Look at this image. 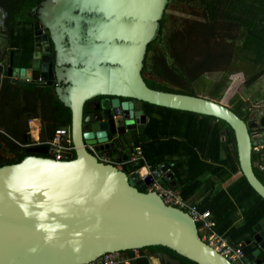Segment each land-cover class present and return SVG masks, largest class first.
<instances>
[{"label": "water", "instance_id": "obj_1", "mask_svg": "<svg viewBox=\"0 0 264 264\" xmlns=\"http://www.w3.org/2000/svg\"><path fill=\"white\" fill-rule=\"evenodd\" d=\"M167 2L41 0L32 10L37 22L30 68L10 67L7 76L16 77L15 83H55L57 99L70 111L75 158L57 161L37 156L46 149L30 150L20 162L0 167V264H91L106 254L157 246L195 264H234L202 241L186 212L144 192L156 179L178 189L168 163L126 174L91 152L112 149L109 140L121 135L118 127L133 124L143 133L146 116L119 99L213 117L232 130L240 173L264 200L251 161L253 148L264 147V136L254 137L264 133L262 112L246 122L220 102L153 90L143 79L146 49L158 35ZM47 40L53 62L42 56L48 46L40 43ZM98 97L103 99L95 103L97 116L90 118V101ZM254 232L258 247L247 261L264 250V220ZM159 260L163 264L161 254Z\"/></svg>", "mask_w": 264, "mask_h": 264}, {"label": "trees", "instance_id": "obj_2", "mask_svg": "<svg viewBox=\"0 0 264 264\" xmlns=\"http://www.w3.org/2000/svg\"><path fill=\"white\" fill-rule=\"evenodd\" d=\"M173 1L180 0H168L166 9ZM40 2L41 0H0L2 15L0 22L3 25V28H0L9 34L8 45L11 47L13 66L18 65L17 61L21 59V66L31 63L34 53L32 25L36 19L32 10L38 7ZM184 2L200 8V14L203 15L205 23L203 21H196L195 25L190 22L184 23L180 26L182 30L170 32L167 40H164L163 33L167 23V16L164 13L159 23L158 35L147 46L143 62L142 76L149 88L193 96V92L186 89V83L197 73L217 71L216 67L221 63L220 58L224 59L225 66L229 68L236 65L234 61L227 59L228 57H234L241 63L254 62L250 59L251 57H255L254 60H260V53H264V32L256 33L254 36L255 32L249 26L256 24L260 16L259 11L264 15V0H186ZM245 15L247 34L240 45H236L235 37L231 33L228 35L227 31L230 24L237 27L238 19L245 18ZM217 26L225 27L226 33L220 32ZM255 37L259 40H255ZM224 38H228L229 42L233 40L232 48L229 43L226 45L223 42ZM219 39L218 43H211L212 40ZM214 47H219L217 52H213ZM230 71L233 70L228 69V72L216 84L213 90L215 98L212 99L219 96L220 90L228 82V76L237 70ZM145 74H149L151 78H147ZM154 76L163 81L154 80ZM258 76L260 72L248 78L245 81L246 85H252ZM174 83L180 85L181 90L169 87V84ZM9 88L5 97L9 95ZM32 90L36 94L40 90L41 95L38 96L44 97L52 108L55 128L67 126L70 128V111L57 99L54 87L41 89L37 85H32ZM239 102L237 107L230 110L246 120L249 118V113L241 110L244 102ZM143 104L153 110L146 112L149 120L145 127V135L137 138L135 144V147L140 148L144 161L154 167L168 161L171 172L180 186L178 189L180 196L184 200H189L197 194L202 186L200 179L204 175L216 178L221 185L228 182L225 189L219 188L213 195L209 194L200 207L195 203L196 207L200 211L210 210L211 219L215 222L214 231L218 235H225L233 246H237L245 234L251 236L254 226L264 219V200L253 191L240 173L230 127L213 117ZM157 111H162L163 114L158 116L151 114ZM9 130L14 134L17 128L15 131L13 127ZM221 138L224 140L221 141ZM6 140V146L11 152L20 150L21 152L15 159L0 160V167L16 164L30 154L29 149L20 148L7 137ZM67 158V160L75 158L74 150ZM144 161L127 164L124 170L131 173L144 166ZM251 161L254 174L264 184V172L262 173L256 166V164L264 163V148L260 153L253 151ZM238 208L243 210V222L240 226H234L233 218ZM139 252L142 257L132 264H149V258L159 254L168 257L169 260L178 261V264H195L159 246L143 248ZM247 253L246 249L243 254Z\"/></svg>", "mask_w": 264, "mask_h": 264}, {"label": "crops", "instance_id": "obj_3", "mask_svg": "<svg viewBox=\"0 0 264 264\" xmlns=\"http://www.w3.org/2000/svg\"><path fill=\"white\" fill-rule=\"evenodd\" d=\"M260 16L258 17V21L256 22L255 25L249 26L253 30V32L260 33L264 32V15L261 14L259 11ZM241 16V15H240ZM239 18V16H238ZM0 21H2V15L0 14ZM246 26V25H245ZM0 27L3 28L2 23L0 22ZM236 26L230 24L229 29L227 32L233 33L231 34L232 36L235 37L236 33V41L241 43V39L237 38L238 33L241 32L244 25H241L240 28L235 29ZM239 27V25H238ZM0 28V160H11L15 159L17 154L21 152L20 151H12L8 149L6 146V137L10 139L14 144L19 146L22 149H29L30 150H45L46 149V155L45 154H37V156H42V157H51V152H50V147L48 146V142L53 138L54 132L58 129H66L68 131V136L64 137V140H68L70 142V129L69 127H60V128H55V123L53 119V110L48 104V102L45 100L44 97H39L38 95H41L40 90L38 93H34L32 90V85H37L41 89H44L45 85H40L39 83L30 81L26 82L23 81L22 83H15L13 80H16V77H11L8 78V69L11 67L13 70H19L20 68H25L28 69L30 68L29 65H23L21 66V60H18V65L13 66V60H12V53H11V47L8 45L9 42V34H7L3 29ZM255 40H259L256 37L254 38ZM254 59H256L254 57ZM254 62H250L249 64H244L247 66H243L242 69L237 70L234 73H237V75H246V80L248 78L253 77L255 74L260 72V76L256 78V80L253 82V85H260V91L262 92V96L260 98V92L258 93L255 91L254 95L255 97L252 96L251 94V99L253 101L252 103V108H254V112L260 111L262 112V116H264V53H260L259 59L260 60H254ZM32 62V60H31ZM241 62V61H240ZM230 76H233L230 75ZM31 85V86H30ZM8 87L9 88V95L5 97V94L8 92ZM246 87V86H245ZM252 87V85L247 86V91ZM245 89V91H246ZM246 91V92H247ZM243 101L245 103V101ZM243 103V105H244ZM242 105V106H243ZM246 111V110H244ZM249 113V112H248ZM251 113H249L250 116ZM149 118L147 119L148 123ZM146 123V124H147ZM13 127V131L17 128L16 132L13 134L12 131L9 129ZM12 134V135H11ZM11 136L12 138H10ZM260 136L257 137V140ZM263 136H261L262 138ZM259 138V139H261ZM221 141L223 139L221 138ZM71 145V143H70ZM5 146L7 148H5ZM27 146V147H26ZM72 147V145H71ZM264 148V147H263ZM141 155L140 148H137ZM262 150V149H261ZM259 152L256 153H260ZM73 151V148H72ZM71 151V152H72ZM7 152V154H6ZM2 154V156H1ZM71 154V153H70ZM68 159V158H67ZM103 162L105 163H110L108 159L103 158ZM170 163L168 161L164 162ZM121 165V164H120ZM258 169L263 173L264 169L262 167L264 166V163L256 164ZM126 165H124V168ZM171 171V169H170ZM175 178V177H174ZM235 178V177H234ZM233 178V179H234ZM176 179V178H175ZM202 182V186L200 187L199 191L197 194H195L192 198L189 200H184L179 193L180 186L178 184V189L173 190L175 193L179 195V197L184 200L188 201L189 203H196L198 207L201 206L202 202L207 198V196L213 195L216 193V191L219 190V188L225 189L228 186V182L224 184H220L218 180L214 177H208L207 175H204L203 178L200 179ZM177 181V180H176ZM161 186H164L168 188L165 184L159 183ZM149 187V186H148ZM146 188L147 191L150 190V188ZM170 189V188H168ZM172 190V189H171ZM200 211V210H199ZM206 211L210 210L207 209ZM243 210L240 208L237 209L236 213L234 214V226H240L242 225L243 222ZM211 214H210V219H211ZM264 220V219H263ZM211 221L214 223L215 227V222L214 220L211 219ZM262 221V220H261ZM259 223V222H258ZM257 223V224H258ZM256 224V225H257ZM255 225V226H256ZM254 226V227H255ZM213 227V230H214ZM218 234V233H217ZM222 236L224 239H226L228 242V238L225 237V235L219 234ZM255 235L254 228L252 231V235L249 236L248 234H245L242 239L239 240L238 245L241 246L243 252L245 253L246 249L248 251L246 257H244V262L243 264H252L256 263L257 261L261 264H264V250L260 252L259 255L256 257H253L251 261H247V256L251 254L255 249H257V245L255 242L252 240L253 236ZM140 250L137 251H128L123 254L124 259H128V264H132L135 262L137 259H140L142 257L141 253L139 252ZM163 264H166L167 262L169 264H177L176 260H169L168 257L163 256ZM149 264H161L159 260V255L156 257H150L149 258Z\"/></svg>", "mask_w": 264, "mask_h": 264}, {"label": "rangeland", "instance_id": "obj_4", "mask_svg": "<svg viewBox=\"0 0 264 264\" xmlns=\"http://www.w3.org/2000/svg\"><path fill=\"white\" fill-rule=\"evenodd\" d=\"M186 0H180L177 2H171V5H169V7L165 10V14L167 16V23H166V27L163 33V38L164 40H167V36L169 35L170 32L173 31H177V30H182V28H180L181 25H184V23L190 22V23H194L196 21H203L205 23L204 17L202 14H200V8L198 9V7L196 5H187L186 2H184ZM246 2V1H245ZM244 2V3H245ZM252 5V3L250 4ZM245 20H246V15L245 18H239L238 19V25L239 27H235V29L240 28V24L244 25L243 30H242V34L241 32L238 33L237 38L241 39L243 41L244 37L247 34V29H246V24H245ZM227 25V24H226ZM220 32L222 33H226V29L225 27L222 28L220 26L216 27ZM233 34V33H231ZM235 34V38H236V33ZM229 35V32H228ZM220 41V39L218 41H211V43H218ZM223 42L227 45L228 43L230 44V47H233V40H230L228 38H224ZM225 45V46H226ZM236 45H239L238 42H236ZM221 46V45H220ZM224 46V48L226 49V47ZM219 47H214L212 50L213 52H217L216 50H218ZM223 48V47H222ZM227 50V49H226ZM228 51V50H227ZM34 54V53H33ZM225 56H228L227 53H224ZM222 55V54H221ZM216 56V55H215ZM220 57V55L218 56ZM216 57V58H218ZM227 59H231L232 61H234L235 63V67H228L225 66V62L224 59L220 58V64H218V67H216L217 71H211V72H207V73H197L196 76L193 77L192 80H190L189 78V82L186 83L185 87L187 90L192 91L194 95L196 96H200V97H204L207 99H211L214 100L215 102H220L223 105H226L228 108H232L234 109V107H237V105L240 103L239 100H244L245 103L244 105L241 107V110H246L247 112L251 113L250 115H256V113L253 111L254 108H252V99H251V94L253 97H255L256 95H254L255 91H257L258 93L260 92V98L262 96V92L260 91V85H253L252 87L247 91V85L245 83L246 81V75H237V73H234L233 71L236 70H240L243 68V66H247L244 64H249V62H244V64H241L240 60L238 61L237 59H235L234 57H228ZM250 59H254V57H251ZM226 60V59H225ZM149 69H150V63H149ZM228 69L233 70L230 72H233V76H228V82L225 84V86H223V88L220 90L219 92V96L216 99H212L215 98L213 96V90L216 86V84L218 82H220V80L222 79V77L225 75L226 72H228ZM147 78H151L149 76V74H145ZM179 75V73H178ZM154 80L158 81V82H162L163 80L161 78L158 77H153ZM246 86V87H245ZM169 87L176 89V90H181L180 85L178 84H169ZM246 89V91H245ZM5 148H7L5 146ZM7 154V152H6ZM2 156V154H1Z\"/></svg>", "mask_w": 264, "mask_h": 264}, {"label": "built area", "instance_id": "obj_5", "mask_svg": "<svg viewBox=\"0 0 264 264\" xmlns=\"http://www.w3.org/2000/svg\"><path fill=\"white\" fill-rule=\"evenodd\" d=\"M66 136H68V131L66 129H58L54 132L53 138L47 143L50 147L52 158L57 161L66 160L72 151L70 142L68 140H64V137ZM262 148V146L257 145L253 148V151L259 152ZM134 154V159L132 160H137L135 158H138L139 160L144 161V159L140 156L139 151ZM144 165L147 167V170H149L150 167L145 161ZM262 169H264V166ZM148 188H150L149 192L153 191L157 193L166 205L186 212L197 225L199 236L203 242L230 262L234 264H243L244 254L241 246H233L213 230L214 223L210 219L209 211H199L195 203H189L188 201L182 200L177 193L171 189L161 186L156 180L149 185ZM91 264H128V259H124L122 253L106 254Z\"/></svg>", "mask_w": 264, "mask_h": 264}, {"label": "flooded vegetation", "instance_id": "obj_6", "mask_svg": "<svg viewBox=\"0 0 264 264\" xmlns=\"http://www.w3.org/2000/svg\"><path fill=\"white\" fill-rule=\"evenodd\" d=\"M32 14L36 16L35 13H33L32 11ZM37 19L34 20L33 24L36 21ZM32 30H33V25H32ZM43 33L42 34H46V31L43 30L42 31ZM42 36V35H41ZM33 38H34V30H33ZM41 38V37H40ZM35 45L36 43L34 42V53H35ZM41 45V48H43L44 46H48V53L47 54H44L42 55L43 57H48V59H50L51 62H53V59H54V53H53V47H52V43L47 40L45 42V44H42L40 43ZM33 59V56L32 58ZM48 80L46 82H42V81H37L36 83H39L40 85H45L47 84ZM45 86H48L50 87L49 85H45ZM53 87H55V83H53V85H51ZM103 98L102 97H98L92 101H90V103H92V108L88 114V116H90V118H93V117H96L97 116V110H94L95 109V103H99ZM108 100H111L112 98H107ZM211 100V99H210ZM120 102L122 101H127V102H132L133 105H134V110L135 111H142L143 114L146 116V123H147V119L149 117L148 113H146L147 111H153L149 108L146 107L145 104H143L142 102H138V101H134V100H130V99H119ZM214 101V100H213ZM152 115L154 116H158L159 114H163L162 111H157L156 113L154 112L151 113ZM83 115H85V112H83ZM249 118H247L246 120L244 121H248ZM146 123H145V127H146ZM88 125V128L90 127L91 123H82V127L83 126H87ZM118 130L119 132L121 133L120 136H117V137H112L110 138L109 140V144H114L113 148L112 149H108L104 152H94L93 149H91V152L93 153V155H95L100 161H102L103 158L105 159H108L109 162L111 164H113L114 166H116L119 170H122L123 172H125L126 174H129L130 172H126L124 170V165H127V164H130V163H137L139 162L140 160L138 158H135L137 160H132L134 159V153H137V148L138 147H135V144H136V139L139 138L140 136H144L145 135V128L143 130V133H138V130H137V127L134 126L133 124H130L127 127H125L124 129L118 127ZM250 132V131H249ZM253 134V133H252ZM258 136H264V133H254V137H258ZM121 151L120 154H116L115 151ZM133 150L135 152H133ZM141 156V155H140ZM123 158H127V160H129V162H126V161H123ZM121 164V165H120ZM150 168L149 170H151L154 166H150L149 164H147ZM126 168V167H125ZM156 181H158L159 183L161 184H165V182H162V180L160 179H156ZM244 253V252H243ZM244 257H246V255H244Z\"/></svg>", "mask_w": 264, "mask_h": 264}]
</instances>
